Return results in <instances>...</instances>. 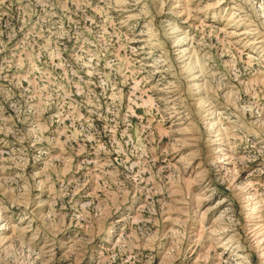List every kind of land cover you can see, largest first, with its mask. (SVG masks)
<instances>
[{
    "label": "rangeland",
    "instance_id": "1",
    "mask_svg": "<svg viewBox=\"0 0 264 264\" xmlns=\"http://www.w3.org/2000/svg\"><path fill=\"white\" fill-rule=\"evenodd\" d=\"M262 215L264 0H0V264H264Z\"/></svg>",
    "mask_w": 264,
    "mask_h": 264
},
{
    "label": "bare ground",
    "instance_id": "2",
    "mask_svg": "<svg viewBox=\"0 0 264 264\" xmlns=\"http://www.w3.org/2000/svg\"><path fill=\"white\" fill-rule=\"evenodd\" d=\"M248 36V35H247ZM246 47V46H245ZM250 55V54H249ZM261 149V148H260ZM255 191V190H254ZM258 194V193H257ZM259 195V194H258ZM247 196V195H246ZM226 200L225 198H222V201ZM251 201V200H250ZM264 217V215H262ZM247 227V226H246ZM255 228V227H254ZM253 228V229H254ZM260 228V227H259ZM256 233V232H255ZM231 239V237H229ZM235 238V237H234ZM233 240V239H232ZM264 243V242H263ZM228 248V247H227ZM227 252V251H226ZM223 254V253H221ZM222 256V255H221ZM241 257V256H240ZM223 258V257H222ZM226 262V261H225Z\"/></svg>",
    "mask_w": 264,
    "mask_h": 264
}]
</instances>
